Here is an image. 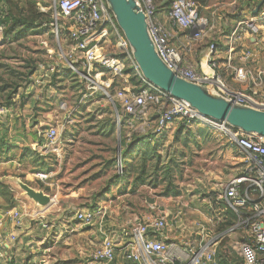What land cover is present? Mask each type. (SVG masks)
Returning a JSON list of instances; mask_svg holds the SVG:
<instances>
[{
	"label": "rangeland",
	"instance_id": "rangeland-1",
	"mask_svg": "<svg viewBox=\"0 0 264 264\" xmlns=\"http://www.w3.org/2000/svg\"><path fill=\"white\" fill-rule=\"evenodd\" d=\"M169 1L151 0L158 11L165 13ZM52 4L53 0H18L15 15L7 19L6 37L0 44V138L10 144L4 154L0 153V177H17L35 189H47L44 192L52 201L47 207L36 206L15 183L0 179L9 185L5 193L0 191V208L4 212L16 210L21 217L27 212L28 222L35 226L39 220L44 224L60 221L80 225L75 213L87 209L96 212V220H101L100 226L95 222L92 225L112 238L117 237V232L128 233L134 222L146 221L160 213L166 216L168 232L174 236L172 241L179 245L191 240L198 243L199 238L216 235V255L241 264L239 246L245 229L228 230L231 224L219 202L223 186L238 174L242 165L239 150L227 135L189 121H176L157 137L138 136L127 127H120L115 113L121 111L119 104L99 87L93 76L95 70L91 77L81 75L86 69L79 59L76 70L67 68L65 63L60 65L44 88L30 86L49 55L60 52V48L66 55L71 51L67 23L53 14ZM204 5L202 14L209 19L210 30L201 42L193 45L190 61L198 67L201 61L203 71L210 73L205 67V55L211 35L220 31L219 26L231 23L236 2L207 0ZM108 31L101 50L121 53L118 35L111 33L109 27ZM200 50L205 53L198 55ZM125 64L124 75L118 77L120 84L145 85L127 59ZM228 77L224 79L231 90L247 92L245 85ZM107 91L113 93L112 88ZM149 121L153 123L152 118ZM49 126L58 131L56 141L50 145L43 141L39 145L38 129L43 131ZM145 144L156 146L161 158L156 165L148 164L145 182L141 184L136 180L140 175L136 167ZM172 160L176 166L169 188H174L178 195L164 196L167 180L157 187L152 185L162 178L164 165L169 162L172 167ZM155 167L159 169L157 174L152 173ZM37 170L48 171L47 178L36 177ZM155 174L159 175L157 180ZM34 210L42 213V217ZM67 251L61 246L54 250L58 264H82V261L70 263L74 256ZM52 253L49 252L51 257Z\"/></svg>",
	"mask_w": 264,
	"mask_h": 264
},
{
	"label": "built area",
	"instance_id": "built-area-1",
	"mask_svg": "<svg viewBox=\"0 0 264 264\" xmlns=\"http://www.w3.org/2000/svg\"><path fill=\"white\" fill-rule=\"evenodd\" d=\"M205 1L171 0L165 16L160 17L151 0H138L157 54L179 77L205 85L236 102L264 109V70L246 66L254 57L250 41L256 45L262 43L260 25L264 23V0L253 17L240 19L238 29L226 34L225 48L219 51L222 60L216 54L219 49L217 41H210L205 55V65L210 73L196 67L174 45L179 38L178 32L185 33L195 43L201 42L208 34L210 21L201 12ZM52 11L67 23L71 51L66 55L60 48V52L49 55L38 74L31 79L30 86L44 88L60 65L65 63L67 68L76 70L79 59L86 69V73L81 75L91 77L95 70L93 76L98 79L99 87L111 101H117L121 114L130 117L126 123L129 129L136 130L135 126L139 124L141 131L149 128L151 133L160 135L172 123L186 119L227 135L242 157L240 171L225 183L221 195L224 210L237 217L236 223L228 230L245 229V237L239 246L241 264H264V138L246 135L224 123L201 118L185 101L169 96L141 77L104 0H53ZM108 27L111 33L114 31L118 35L121 53L101 50V43L109 34ZM3 31L4 25L0 24V44L4 39ZM125 59L131 69L145 80V85L120 84L118 77L124 75ZM227 75L233 82L245 85L247 92L231 90L224 79ZM111 88L112 94L107 91ZM149 117H154L153 123ZM116 121L120 122L118 113ZM57 136L55 126L42 131L46 145L54 143ZM35 176L47 178L41 172ZM8 214L13 226L20 227L22 217L19 212L12 210ZM95 214L94 211L79 209L75 219L84 226H90L96 220ZM167 232L166 216L160 213L146 221L134 222L128 233L121 234L118 242L103 231L101 242L90 251L83 264H113L119 249L128 264H218L216 235L199 238L198 243L191 240L179 245L172 240L167 241ZM14 238L8 234L0 239V264L12 263L7 250Z\"/></svg>",
	"mask_w": 264,
	"mask_h": 264
},
{
	"label": "water",
	"instance_id": "water-1",
	"mask_svg": "<svg viewBox=\"0 0 264 264\" xmlns=\"http://www.w3.org/2000/svg\"><path fill=\"white\" fill-rule=\"evenodd\" d=\"M124 37L142 77L169 96L185 101L204 119L224 123L246 135L264 138V109L236 102L205 85L179 77L157 54L148 31V22L138 0H104ZM263 0L257 5V12ZM117 115V111L115 110ZM120 153V146L117 149ZM2 182L15 183L36 206L47 207L52 198L17 177Z\"/></svg>",
	"mask_w": 264,
	"mask_h": 264
},
{
	"label": "crops",
	"instance_id": "crops-1",
	"mask_svg": "<svg viewBox=\"0 0 264 264\" xmlns=\"http://www.w3.org/2000/svg\"><path fill=\"white\" fill-rule=\"evenodd\" d=\"M236 5L232 8L234 9L235 13L231 14L233 16L231 23L222 25V28L219 26L220 31L214 32L211 35V41H217L218 48L223 51L225 48V40L226 34L230 33L234 29H238V22L242 18H251L253 17L260 9L255 12V9L259 2L262 0H234ZM207 4V0L204 2ZM201 7V12L203 11L204 5ZM238 8V10H237ZM232 9V10H233ZM204 13V12H203ZM243 13V14H242ZM157 14L160 17L165 16L164 11H158ZM242 15V16H241ZM205 16V15H204ZM261 27V38L262 43L260 45H256L251 43L250 46L254 49V57L251 61L247 63L246 66L249 68L256 70L262 69L264 70V26L263 24L260 25ZM179 38L174 41V45L181 51V53L190 61L192 60V48L195 42L188 39L185 33L179 32ZM213 36V37H212ZM207 50V49H206ZM197 51V50H196ZM195 51V52H196ZM205 51L200 50L198 55H202ZM223 58L220 54V59ZM197 64V63H195ZM199 65L203 70L202 62L199 61ZM136 130L141 131L140 125L136 124ZM2 159V158H1ZM5 167H7V163H3ZM6 177V176H4ZM0 177V179L4 178ZM27 179V178H26ZM2 207V206H0ZM11 210L4 212L2 208H0V239L5 238L8 234L14 235V240L10 243V246L7 250V254L12 259V262L20 260L21 264H58L55 260L58 257L54 254V250H58V248L63 247V249H68V253L70 256H74V259H71L70 263H76L78 261H82L84 263L85 257L88 252L94 249L96 246L99 245L100 241L103 238V232H101V228L99 229L97 226H100L101 220L98 221L97 219L92 226H82L81 224H63L60 221L56 223L49 222L48 224H44L42 220L38 221V226L30 225L28 222L26 214L27 212L22 213V222L21 226L15 228L12 222L9 219V213ZM218 212L223 213V210L217 209ZM37 213V211H33ZM38 215L42 213H37ZM42 217V215H40ZM39 218V217H38ZM32 220V219H31ZM37 222V221H36ZM105 224L106 221H103ZM63 225V226H62ZM57 226V227H56ZM61 227V228H59ZM63 231V232H61ZM117 231V230H116ZM115 231V232H116ZM114 233V232H113ZM120 233V234H119ZM123 232H117L115 234L117 237L113 235V240L118 242L121 234ZM119 234V235H118ZM171 233L167 232L166 239L171 240ZM53 251L52 255L50 256L49 252ZM52 262V263H51ZM19 263V264H20ZM18 264V263H17ZM113 264H128L122 258V254L119 251L116 254V260Z\"/></svg>",
	"mask_w": 264,
	"mask_h": 264
},
{
	"label": "trees",
	"instance_id": "trees-1",
	"mask_svg": "<svg viewBox=\"0 0 264 264\" xmlns=\"http://www.w3.org/2000/svg\"><path fill=\"white\" fill-rule=\"evenodd\" d=\"M17 4H18V0H0V24L4 25V31H3L4 39L6 37V30H7L6 22H7V19L11 15L12 16L15 15V6H17ZM119 115H120L119 126L123 127V128L124 127L128 128L126 123H127V121L129 120L130 117L128 115L121 114V112H119ZM152 120H154V117H152ZM181 121L182 122H187L186 119H182V120H180V122ZM120 129H122V128H120ZM129 130L132 131L134 134H136L138 136H141V135L149 136V137H152V136L153 137H157L158 136L156 134L151 133L150 130H146L145 132L144 131H139V130H131V129H129ZM38 141H39L38 142L39 145L44 143L43 142L44 140L42 138V131L40 129H38ZM9 147H10V144L8 143V141L5 140L4 138H0V153H2L3 151L6 152V150ZM2 154H4V153H2ZM160 158H161V156L158 153L156 146L155 147H151L149 144L143 145L141 147V156L139 158V164H138V167H136V169H138L140 171V175L137 176L136 180L140 181L141 184H144V182H145L144 176L149 170V165L148 164L150 162H155V165H156L157 163H160ZM171 162H172V167L170 166L169 162L166 165H164L165 167H163V169L165 168V170H163L162 173H161L162 174V178L160 179V181L158 180V181L154 182L153 185H152L153 187H157L158 185L164 183L167 180V184H165V189H164V193H163L164 196H177L178 195V192L173 190L174 188L173 189L169 188V185L171 184V180H172L171 172L174 169V167L176 166V162L174 160H172ZM160 170H162V169H160ZM158 171H159V169H157L155 167V169H154V171L152 173H156L157 174ZM36 172L48 173V171H45V170H37ZM156 174H155V178H156L155 180H157V178L159 176V175H156ZM48 180H49V178H48ZM40 182H43V181H40ZM8 189H9V185L0 182V191L2 193H5ZM38 189H41V187L38 188ZM46 190L47 189H44L43 191H46ZM219 202H221V204L223 205L222 200H219ZM225 212H226L225 213L226 221L229 224H231L230 227H232L236 223L237 217H236L235 214H233L229 210H226ZM216 259H217V262H219V264H237V263H232V262L228 261L224 256H221L219 254L216 255ZM10 264H12V263H10Z\"/></svg>",
	"mask_w": 264,
	"mask_h": 264
},
{
	"label": "bare ground",
	"instance_id": "bare-ground-1",
	"mask_svg": "<svg viewBox=\"0 0 264 264\" xmlns=\"http://www.w3.org/2000/svg\"><path fill=\"white\" fill-rule=\"evenodd\" d=\"M206 67V66H205Z\"/></svg>",
	"mask_w": 264,
	"mask_h": 264
}]
</instances>
